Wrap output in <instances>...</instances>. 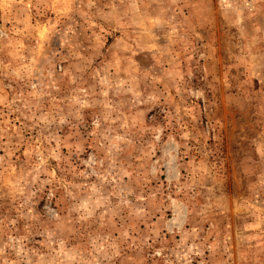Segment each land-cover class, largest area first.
Returning a JSON list of instances; mask_svg holds the SVG:
<instances>
[{"label": "rangeland", "instance_id": "obj_1", "mask_svg": "<svg viewBox=\"0 0 264 264\" xmlns=\"http://www.w3.org/2000/svg\"><path fill=\"white\" fill-rule=\"evenodd\" d=\"M0 264H264V0H0Z\"/></svg>", "mask_w": 264, "mask_h": 264}]
</instances>
